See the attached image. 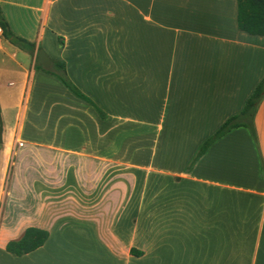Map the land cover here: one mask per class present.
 <instances>
[{"label":"crops","instance_id":"crops-1","mask_svg":"<svg viewBox=\"0 0 264 264\" xmlns=\"http://www.w3.org/2000/svg\"><path fill=\"white\" fill-rule=\"evenodd\" d=\"M0 9L35 45L0 32V264H264V177L247 130L187 171L264 78V36L238 29L237 0ZM52 62L104 118L39 69ZM253 122L264 163V98ZM27 228L48 233L43 245L7 252Z\"/></svg>","mask_w":264,"mask_h":264},{"label":"trees","instance_id":"trees-1","mask_svg":"<svg viewBox=\"0 0 264 264\" xmlns=\"http://www.w3.org/2000/svg\"><path fill=\"white\" fill-rule=\"evenodd\" d=\"M237 27L240 31L249 35L264 36V0H237ZM0 31L2 37L11 45L18 49L33 53L34 44L22 39L9 29V26L0 9ZM52 69H41L43 72L57 78L74 96L90 103L101 118L104 114L86 98L65 75L64 63L52 62ZM264 98V78L257 84L249 98L246 100L243 109L236 115L229 118L216 132L213 133L197 150L195 157L187 168V171L193 164L207 151V149L217 140L225 136L233 129L243 127L248 130L253 144L258 152L261 166V176L264 177V163L260 154L257 134L254 126V116L257 107ZM48 233L45 230L36 228H27L22 237L17 241H10L6 245V251L14 256L27 254L43 245L47 239Z\"/></svg>","mask_w":264,"mask_h":264},{"label":"water","instance_id":"water-1","mask_svg":"<svg viewBox=\"0 0 264 264\" xmlns=\"http://www.w3.org/2000/svg\"><path fill=\"white\" fill-rule=\"evenodd\" d=\"M37 64H39L43 68H49L50 66V61L43 51H39L38 53Z\"/></svg>","mask_w":264,"mask_h":264},{"label":"rangeland","instance_id":"rangeland-1","mask_svg":"<svg viewBox=\"0 0 264 264\" xmlns=\"http://www.w3.org/2000/svg\"><path fill=\"white\" fill-rule=\"evenodd\" d=\"M247 130V129H246ZM247 132H248V130H247ZM214 133V132H213ZM248 134H249V132H248ZM213 134H211V136H212ZM250 135V134H249ZM251 137V136H250ZM157 166H161V167H164V168H168V169H174V168H176L177 167V165L176 164H156ZM157 181H159V185L160 186H163V183L165 184L166 183V180L165 179H161V180H157ZM150 185H152V184H150ZM173 187V186H172ZM181 187V186H180ZM179 190H181V188H179V189H177V190H174V191H177L176 192V196H174V197H178V194H179Z\"/></svg>","mask_w":264,"mask_h":264},{"label":"built area","instance_id":"built-area-1","mask_svg":"<svg viewBox=\"0 0 264 264\" xmlns=\"http://www.w3.org/2000/svg\"><path fill=\"white\" fill-rule=\"evenodd\" d=\"M1 32V31H0Z\"/></svg>","mask_w":264,"mask_h":264}]
</instances>
